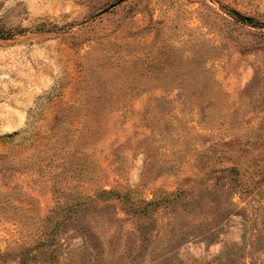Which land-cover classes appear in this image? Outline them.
<instances>
[{
    "label": "rangeland",
    "instance_id": "374dc122",
    "mask_svg": "<svg viewBox=\"0 0 264 264\" xmlns=\"http://www.w3.org/2000/svg\"><path fill=\"white\" fill-rule=\"evenodd\" d=\"M0 264H264V0H0Z\"/></svg>",
    "mask_w": 264,
    "mask_h": 264
},
{
    "label": "trees",
    "instance_id": "16d2710c",
    "mask_svg": "<svg viewBox=\"0 0 264 264\" xmlns=\"http://www.w3.org/2000/svg\"><path fill=\"white\" fill-rule=\"evenodd\" d=\"M235 17H236V19H239V20H242V21L248 22V23H250V24H253L251 21H249V20L246 19V18H242V17H239V16H237V15H235Z\"/></svg>",
    "mask_w": 264,
    "mask_h": 264
}]
</instances>
